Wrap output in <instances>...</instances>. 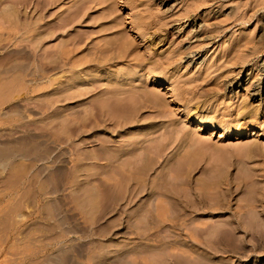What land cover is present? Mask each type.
<instances>
[{"label":"rangeland","instance_id":"374dc122","mask_svg":"<svg viewBox=\"0 0 264 264\" xmlns=\"http://www.w3.org/2000/svg\"><path fill=\"white\" fill-rule=\"evenodd\" d=\"M169 2L0 0V264H264V115L237 136L243 108L258 107L245 80L264 68V0ZM186 17L197 33H173ZM132 38L144 59L134 71L120 59L90 79L53 80L65 45L80 40L96 60ZM128 107L143 126L114 128ZM189 114L211 129L197 133ZM80 125L90 127L74 135ZM142 133L155 153L140 157L143 174L114 175L101 160L109 146ZM218 236L214 252L204 243Z\"/></svg>","mask_w":264,"mask_h":264},{"label":"bare ground","instance_id":"6f19581e","mask_svg":"<svg viewBox=\"0 0 264 264\" xmlns=\"http://www.w3.org/2000/svg\"><path fill=\"white\" fill-rule=\"evenodd\" d=\"M162 4L165 6H168L169 10L173 9L175 7V5H171V3L169 2V0H161ZM194 3V2H193ZM196 3V2H195ZM174 4V3H173ZM200 4V3H199ZM193 6V5H192ZM194 8V7H193ZM192 8V9H193ZM187 9V8H186ZM189 10V9H188ZM187 11V10H186ZM181 13V11H180ZM179 13V14H180ZM176 15V14H173ZM185 16V14H184ZM188 16V15H187ZM181 17V16H180ZM173 18V17H172ZM175 18V17H174ZM177 18V17H176ZM74 21V20H72ZM69 24H72L71 21H69ZM192 22L193 20L191 18H185L181 21H177L176 23V27L173 29V33L175 34H179L180 32L185 33L186 35H195L197 33L196 30V24H194L192 26ZM68 25V24H67ZM191 27V29H190ZM190 29L189 31L187 29ZM198 28H202V26L200 25ZM142 33H143V37L146 36V32L148 31V29H141ZM187 31V32H186ZM26 34V33H25ZM30 34V31L29 33ZM154 35V34H153ZM185 35V36H186ZM187 38V37H184ZM203 38V37H202ZM181 39V38H180ZM124 40V39H123ZM134 39H129L126 41H120L119 43H117V45L113 48H109V49H100L99 53L100 54V58L93 60L91 58V60L89 59L90 57L84 55L85 51H81V45H79V41L77 40H73L74 42H71V46H67L65 45L62 50L59 52L60 53V60H61V65H62V71L60 72V74L56 75L53 77V80H59V79H64V81H66V78H68V74L72 73V72H77L80 80H85V79H90L92 78V76L99 74L102 72V66H104V64L109 63L111 61L114 60H120L123 59L126 61V63L132 67L133 71L139 67L143 60L142 57H140L138 55V51L137 49H132L131 45L133 44ZM2 38L0 37V43L2 42ZM42 42V41H41ZM136 43V42H134ZM250 43V42H248ZM81 44V42H80ZM70 45V44H69ZM241 45V44H240ZM239 45V46H240ZM36 46V45H35ZM67 46V47H66ZM238 46V47H239ZM241 47V46H240ZM245 47V46H244ZM102 48V47H101ZM244 49V48H242ZM217 50V49H216ZM240 50V48H239ZM169 51V50H168ZM171 52V51H170ZM236 52V51H235ZM242 52V51H241ZM234 53V52H233ZM244 53V52H242ZM232 54V53H231ZM236 54V53H235ZM226 55V54H225ZM168 56V55H167ZM230 56V55H229ZM98 57V55H97ZM144 57V56H143ZM208 57V56H207ZM238 57V56H237ZM211 58V57H210ZM223 58V57H222ZM243 58V57H242ZM159 59V58H158ZM147 60V59H145ZM151 60V59H150ZM161 60V59H160ZM229 60V59H228ZM236 60V59H234ZM239 60V59H237ZM157 61V60H156ZM95 62L96 64H90ZM230 62V61H229ZM238 62V61H237ZM144 63V62H143ZM151 63V62H150ZM158 63V62H157ZM205 63V62H204ZM118 64V62L115 63V65ZM146 64V63H145ZM149 64V63H148ZM164 64V63H162ZM203 64V63H202ZM51 66V65H50ZM215 66V63H212V60L210 59L209 62H207L206 67L208 70H211L213 67ZM264 67V66H263ZM48 68V67H47ZM59 68V66H58ZM66 68H70L69 71L66 70ZM44 69V68H43ZM111 66H108L105 71L106 74L108 75L109 72L111 71ZM256 65H254L252 70H255ZM14 70V69H13ZM110 70V71H109ZM49 71V70H48ZM217 71V70H216ZM147 72V71H146ZM253 71H249L248 76H250L252 74ZM152 72L146 73L145 74V78L147 80H149L151 83L153 84H157L160 83L162 81V78H160L159 76H152L151 74ZM4 74V73H3ZM257 75L254 76V78H248L247 76V80H245V85L247 86L246 89V97L249 98L250 103L251 104H258V107L254 108L253 110H250L249 106H246L244 109V112H246V117L250 118V122H248L249 124H247V126L245 125L244 127L239 129V132L237 133V136H239L238 139L242 138L244 133H248L249 131H253L256 129V127L259 125L258 123V117L260 115H264V107L262 106L263 103V98H264V68L259 70L258 73H256ZM7 75V74H6ZM118 75L120 76V78L122 79V77H124V75H122L121 73H118ZM253 76V75H252ZM140 77H143L142 75H140ZM14 80V79H13ZM62 80L61 83L64 82ZM20 82V81H19ZM82 83V82H80ZM255 83V84H254ZM11 84V83H10ZM20 86V85H19ZM251 86H253V90H251V92L248 91L249 88H251ZM12 87V86H11ZM1 88V87H0ZM13 89V88H12ZM14 90V89H13ZM37 90V89H36ZM138 90V89H137ZM10 91V90H9ZM140 91V89L138 90ZM142 92V91H141ZM147 92V91H146ZM4 93V92H3ZM15 93V92H14ZM34 93V92H33ZM148 93V92H147ZM9 94V93H8ZM6 95V94H5ZM145 95V94H144ZM165 95V94H164ZM150 96L152 97V95L150 94ZM154 96H156V94H154ZM160 96V95H159ZM8 97V96H7ZM171 97V96H170ZM146 98V97H145ZM162 98V97H161ZM114 98L110 99L113 100ZM157 98H155L156 100ZM154 100V101H155ZM7 101V100H6ZM109 101V102H110ZM4 103V102H3ZM116 103H120L119 100H113L110 104V108L112 110H114V107L116 105ZM162 104V103H161ZM160 104V105H161ZM164 105V104H163ZM39 106V105H38ZM128 106V105H127ZM158 106V105H157ZM165 107V106H163ZM168 107V106H167ZM50 108V107H49ZM197 108V107H195ZM48 111V110H47ZM136 111L133 110V107H128V109L126 111H122L121 114H117L114 117L113 121V125L114 128L120 127V128H124L127 125H136L139 124L140 127L143 126V124H140L139 120V114L137 115V113H135ZM242 112V111H241ZM106 121V120H105ZM186 121H189L191 123H196V125L198 126L197 129V133H202L206 130H210V125H208V123H202L200 120H196L194 115H188ZM101 122L103 123L104 121L101 120ZM101 123V124H102ZM104 124V123H103ZM98 125V124H97ZM96 125V126H97ZM100 125V124H99ZM106 126V125H105ZM90 127V125H89ZM89 127H87V125H80L79 127H74L72 128V132L74 133V135H79L81 136V134L85 133V129H88ZM108 127V126H107ZM106 128V127H105ZM109 129V128H108ZM49 130V129H48ZM106 132H108L107 129H104ZM216 131V130H215ZM215 131H213L212 136H219V139H224L226 138L228 135L230 136L231 134V129L229 128H224L222 130H220L219 133H215ZM52 132V131H51ZM116 132V131H115ZM154 132V131H153ZM254 132V131H253ZM152 133V132H151ZM254 134V133H252ZM73 135V136H74ZM148 134L142 133V134H138L136 137H131L132 141H130L128 143V141L126 140H121V142L119 141L118 145L115 146H109L108 150H107V156H104L103 159L104 161H109V164L113 165V164H117V166H112V170H113V174L116 175L119 172H124L127 173L129 176V180L130 182H132V180L137 179V176H140L143 174V170L142 167L139 165L140 164V157L143 155L144 152H150L151 154H155L153 148H146L144 145L145 143L149 142L151 143L152 140L149 138H145L143 139V137H146ZM248 135V134H247ZM251 135V134H250ZM255 135V134H254ZM189 136V135H188ZM59 139V138H58ZM69 139V138H68ZM242 140V139H240ZM59 141V140H58ZM66 141V140H65ZM196 141V140H195ZM85 143V142H84ZM128 144V145H127ZM86 145V144H85ZM60 146V145H59ZM141 146V147H140ZM167 147V146H166ZM168 148V147H167ZM253 148V147H252ZM74 149V148H73ZM24 150V149H23ZM71 150V149H70ZM12 151V150H11ZM14 153V151H13ZM63 154V153H62ZM65 154V153H64ZM15 155V154H14ZM13 155V156H14ZM20 155V154H19ZM74 155V154H72ZM161 155V154H160ZM25 156V155H24ZM127 156L128 158L124 160V157ZM140 159V160H139ZM80 161V160H78ZM146 161V160H145ZM151 163H154L152 157H151V161H149ZM148 163L146 165H144L145 170L149 171L152 170V164ZM115 177L113 178V181H115ZM128 180V181H129ZM126 181V180H125ZM116 182V181H115ZM118 183V182H117ZM116 183V184H117ZM115 184V186H116ZM138 184H140V182H138ZM111 187H114V185H111ZM145 188V187H144ZM152 192H154L155 188H151ZM144 191L143 189V184L142 187L141 185H139L138 190H130L129 195L127 198H129L130 200L128 201L127 205H124L125 207H128L132 204L133 200L137 197H139V195ZM159 192V191H158ZM167 192V191H166ZM128 193V192H127ZM47 194V193H46ZM118 205V204H117ZM123 206V205H122ZM121 206V207H122ZM178 217H174L172 219V222L177 220ZM178 222V221H177ZM183 223V221H182ZM177 225V224H176ZM180 226V225H179ZM205 231H202V233H204ZM229 232V231H226ZM263 234V233H261ZM193 237V236H192ZM191 239V236L189 237ZM222 237L218 236L216 239H211L206 241V243H204L208 249L217 252V250H219V248L217 247L218 245H220ZM204 240V239H203ZM184 242L186 243V245H188V241L184 240ZM223 242V241H222ZM188 247V252L183 253L185 254H192L193 250L196 247L195 243H191V246H186ZM163 249V248H162ZM226 250V249H225ZM151 251V250H150ZM154 251V250H152ZM163 251V250H162ZM184 252V251H183ZM149 253V252H148ZM177 254V253H176ZM193 257V256H192ZM179 258V257H178ZM200 259V260H199ZM151 260V259H150ZM208 261V260H206ZM173 262V261H172ZM195 264H206L203 263L201 258L199 256H197V258H195Z\"/></svg>","mask_w":264,"mask_h":264}]
</instances>
